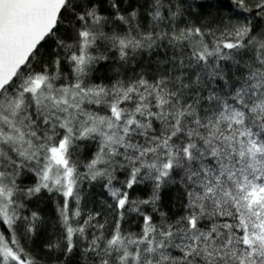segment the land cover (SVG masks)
<instances>
[{
  "label": "snow or ice",
  "instance_id": "1",
  "mask_svg": "<svg viewBox=\"0 0 264 264\" xmlns=\"http://www.w3.org/2000/svg\"><path fill=\"white\" fill-rule=\"evenodd\" d=\"M0 264H264V0H0Z\"/></svg>",
  "mask_w": 264,
  "mask_h": 264
}]
</instances>
